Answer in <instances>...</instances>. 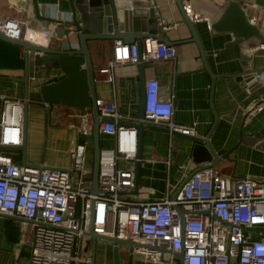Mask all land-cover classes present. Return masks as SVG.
Listing matches in <instances>:
<instances>
[{
	"label": "built area",
	"instance_id": "obj_1",
	"mask_svg": "<svg viewBox=\"0 0 264 264\" xmlns=\"http://www.w3.org/2000/svg\"><path fill=\"white\" fill-rule=\"evenodd\" d=\"M182 8L192 22L203 20L193 12L190 0H182ZM49 18L58 20L55 15ZM68 20L69 16L63 19ZM0 34L43 47L52 35L48 29L33 30L20 20L2 15ZM142 52L144 61H177L175 47L154 37L143 40ZM137 58L136 44L114 42L112 58L99 71L112 85L113 98L114 68L137 64ZM144 99L143 119L120 115L114 100H96L99 116L113 120L100 126V134L114 137L113 147L99 152L96 195L86 186L90 178L83 177L84 143H78L69 153L67 169L24 167L0 150V214L30 221L32 228L25 264H91L89 238L84 235L91 220L95 235L123 242L118 243V253L124 244L127 259L137 257L139 264H264V180L225 176L208 167L197 171L175 200L169 194L159 201L129 199L134 171L118 167V162L136 161L137 130L119 121L143 122L194 135L193 127L174 123L171 100H158L156 80L145 82ZM31 102L29 98L0 93V146H22L24 106ZM263 103L254 102L252 111L261 110ZM40 104L49 110L50 104ZM77 119L76 133L86 139L91 134V111L79 114ZM175 207L183 212V222ZM180 252L181 260L176 255ZM94 264L101 263L95 259Z\"/></svg>",
	"mask_w": 264,
	"mask_h": 264
},
{
	"label": "crops",
	"instance_id": "obj_2",
	"mask_svg": "<svg viewBox=\"0 0 264 264\" xmlns=\"http://www.w3.org/2000/svg\"><path fill=\"white\" fill-rule=\"evenodd\" d=\"M155 1L160 18L150 27V33L160 32L168 38L177 51V61L175 64L157 59L144 61L142 75L145 82L156 80L158 100L172 101L175 124L193 127L195 138H209L217 156L231 152L228 158L214 167L221 175L264 180V148L258 147V138H264V103L261 110L252 111L254 102L264 101V49L261 48L264 45V0H240L247 16L237 38L245 41L244 48L237 44L226 48L236 36L230 33L214 34L209 29L212 19L224 16L225 0H190L193 12L203 18L201 22L195 23V28L206 53L207 65L215 76L213 86L198 47L189 41L192 35L183 23L176 2ZM36 3L39 7H46L48 18L55 15L58 20H63L69 16L67 0H36ZM0 15L20 20L33 30L48 29L52 34L50 37L56 35L57 25L51 21H40L32 0H0ZM161 24L166 28L162 30ZM113 46L114 42L109 41L88 43L96 72L97 99L105 102L114 100L120 115L136 118L142 100L138 65L125 64L114 68V98L112 85L99 72L112 58ZM243 53L251 56L248 63L250 68L263 69L260 84L255 87H248L236 77L244 70ZM22 74L21 71L0 72L1 77L11 78L22 77ZM57 74L56 70L30 74L29 99L33 102L28 104L27 110L26 163L31 166L67 169L70 165L69 153L81 140L75 127L77 116L85 112L59 107L54 112L53 107L45 110L40 104L37 86ZM0 93L23 97L24 86L21 83L0 81ZM142 138L140 184L137 195L129 196L132 201H159L166 194L172 198L191 172L206 165L194 164L191 143L180 137L145 130ZM239 138L242 140L239 141ZM84 144L83 177L89 179L92 146L86 139ZM113 145V136L100 134L101 148H111ZM5 152L11 155L16 164L22 165L20 150ZM131 163L120 161L118 167L128 168L132 166ZM20 219L23 218H8L0 214V264H25L29 257L32 228ZM4 244L9 248H5ZM109 253L111 256V246Z\"/></svg>",
	"mask_w": 264,
	"mask_h": 264
},
{
	"label": "water",
	"instance_id": "obj_3",
	"mask_svg": "<svg viewBox=\"0 0 264 264\" xmlns=\"http://www.w3.org/2000/svg\"><path fill=\"white\" fill-rule=\"evenodd\" d=\"M33 1L35 14L40 21L53 22L57 25L56 35L50 37L48 44L43 47L34 44L24 38L12 39L0 34V71H21L22 77L11 78L1 77L0 81H9L21 83L24 86L23 97L29 98L30 74L39 73L40 71L56 70L59 74L49 78L41 85H38L39 100L50 105L60 104L81 110H90L92 114L91 134L86 137L87 143L92 146V171L90 182L86 183L92 192L96 195L97 174L100 152V126L102 124L113 123L112 119L102 118L96 106V72L93 68L91 56L88 48L90 41H121L123 44H136L138 48L137 65L140 71V89H141V105L138 118L144 117V85L145 79L142 75L143 71V52L142 42L147 37H154L158 41L167 46H171V42L163 33L152 34L150 27L160 18L155 0H67L69 5V20L53 21L47 17L46 7H39L36 0ZM181 12L183 23L188 26L192 38L189 40L194 43L199 50L201 60L205 70L210 74L212 86L215 76L212 75L206 59L198 34L196 32L195 23L191 21L189 16L184 13L182 8V0H175ZM225 12L222 17H215L209 22V29L214 34H232L236 36L234 40L227 44L228 48L231 44L245 47V41L237 38V34L241 32L243 22L246 19V12L240 0H225ZM162 30L166 28L161 24ZM249 33V31H248ZM251 56L247 53L242 55L243 72L236 77L243 81L248 87H255L260 84L259 79L263 69L250 68L248 63ZM28 104L24 106L23 117V144L20 147L0 146V150H20L22 152V166L36 167L26 163V120H27ZM217 117L215 115V121ZM127 127H134L137 130V154L134 162V188L131 195L136 196L140 184V168L142 163V141L143 132L152 130L163 132L171 136L180 137L191 143V158L194 164L203 165L193 172L183 181L175 192L172 200H175L180 193L184 184L197 172L208 167H216L223 159L228 158L231 152H227L223 156H217L209 143V138L200 139L193 136H185L176 131H170L167 128L146 125L143 122H121ZM242 138H239L241 141ZM258 147L264 148V138H258ZM52 169V168H48ZM234 177V176H232ZM183 222V212L175 207ZM8 218L12 216L4 215ZM17 219V218H16ZM25 223H29L25 219ZM89 238L91 264L96 259V242L97 240L107 241L111 244V262L112 264H121L118 253V243H123L114 238H105L97 236L93 233L92 220L90 222L88 232L84 234ZM5 248H9L4 244ZM181 260L183 253L176 254ZM126 264H133L131 256Z\"/></svg>",
	"mask_w": 264,
	"mask_h": 264
},
{
	"label": "rangeland",
	"instance_id": "obj_4",
	"mask_svg": "<svg viewBox=\"0 0 264 264\" xmlns=\"http://www.w3.org/2000/svg\"><path fill=\"white\" fill-rule=\"evenodd\" d=\"M0 72H4L7 73L9 71H0ZM31 84V83H30ZM53 110L54 112L57 111V106L53 105ZM132 166H129L127 169L128 170H134V162L131 163ZM85 167V165H84ZM111 244L107 241H102V240H97L96 242V261L97 262H102L103 264H109L110 263V253H109V246ZM126 249V246L124 244L121 245V252H120V261L121 263L124 262V260L127 259V256L125 255L124 250ZM128 260V259H127ZM140 263V259L139 258H134L133 257V264H139Z\"/></svg>",
	"mask_w": 264,
	"mask_h": 264
},
{
	"label": "trees",
	"instance_id": "obj_5",
	"mask_svg": "<svg viewBox=\"0 0 264 264\" xmlns=\"http://www.w3.org/2000/svg\"><path fill=\"white\" fill-rule=\"evenodd\" d=\"M36 100V99H34ZM57 107L59 108H62L64 110L66 109H72V107H67V106H64V105H60V104H55ZM53 105H49V109L52 108ZM73 109H76V108H73ZM76 111H78V113H82V112H89L90 110H81V109H76ZM85 139H82L79 140V143H84ZM6 152H9V151H6ZM91 177V176H90Z\"/></svg>",
	"mask_w": 264,
	"mask_h": 264
}]
</instances>
